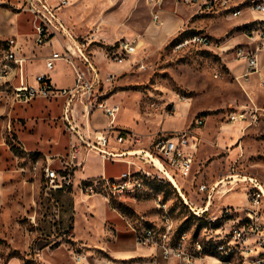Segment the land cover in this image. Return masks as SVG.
<instances>
[{
    "label": "rangeland",
    "instance_id": "rangeland-1",
    "mask_svg": "<svg viewBox=\"0 0 264 264\" xmlns=\"http://www.w3.org/2000/svg\"><path fill=\"white\" fill-rule=\"evenodd\" d=\"M68 1L63 9L64 19L82 42H88L89 50L96 55L109 50L110 45L106 44L120 40L140 43L138 52L124 64H115L109 71V65L101 63L103 75L110 73L116 76L110 90L115 102L121 105L115 128L134 131L142 136L140 145L130 148L127 144L121 145L126 147L124 150L137 151L144 148L154 153L158 140L175 132L192 133L198 143L193 171L188 179L179 178V181L196 210L205 207L208 194L199 191L201 185L211 188L219 181L230 182V176H251L264 181L263 81H259L261 89L247 87L248 83L245 84L236 71L237 68L241 72L243 64L237 63L232 53L218 51L217 46H214V50L193 44L178 48L181 40L195 34L209 35L219 45L231 48L242 37L239 22L248 19V16L233 18L223 11L220 4L214 6V11H208L205 3L209 0H197L191 4L182 0L178 16L185 17L184 25L173 35L163 38L161 30L165 21H162V25L156 24L144 0ZM252 17L249 14V19ZM31 24V15L22 13V29L33 32ZM94 39L100 41H92ZM1 48L0 44V51ZM45 50L49 51L48 48ZM43 64L40 63L42 67ZM54 74V81L60 80L65 84L75 78L72 67L64 61L56 63V69L51 75ZM37 102L39 110L17 105L13 115L26 119L42 115L46 101L40 99ZM243 108L260 109L259 122H231L228 119L229 115ZM4 114L2 119L7 120V123L3 133L8 146L15 150V134L8 129L9 117L6 111ZM201 115L207 116V122L204 127L197 128L196 119ZM127 159L136 160V157ZM108 169L118 178L128 167L123 163L109 162ZM150 170L156 173L155 169ZM4 181V189H0V256L6 259L17 254L14 248L24 242L27 220L23 217L12 218V213L18 211L17 203L23 197L20 175L7 173ZM245 186H236L235 192L244 193ZM235 192L231 198L235 197ZM219 196L214 194L210 211L205 214L203 221L198 219L170 181L151 182L139 192L113 196L109 207L127 216L137 232L154 228L159 235L170 227L172 245H176L179 234L186 232L190 237L188 249L194 254V246L197 243L205 245L209 233L228 232L238 223L237 219L228 222L221 219L224 208L219 206ZM223 202H228V199ZM166 214L168 220L164 219ZM215 218H218L216 223H209L208 220ZM222 224L224 226L220 229ZM63 239L68 240L69 237ZM202 257L204 260H215Z\"/></svg>",
    "mask_w": 264,
    "mask_h": 264
},
{
    "label": "built area",
    "instance_id": "built-area-1",
    "mask_svg": "<svg viewBox=\"0 0 264 264\" xmlns=\"http://www.w3.org/2000/svg\"><path fill=\"white\" fill-rule=\"evenodd\" d=\"M52 5L50 0H24L23 6H15L17 11L29 13L32 16L35 48H51V53L42 57L45 61L46 72L36 76L37 87L27 82L29 58L23 50V44L13 37L4 43L0 55V102L10 108L14 105H27L36 99L49 102L63 99L65 101L63 120L66 131L76 137L70 143L67 158H60L62 168L52 169L45 165L42 169L43 183L41 193L49 199L53 209L52 224L60 228V235L66 237L68 229L60 227L61 204L53 197L54 192L69 193L74 187V174L84 165V153L95 152L106 160L124 161L128 170L118 178H102L98 182H84L80 184L83 195L101 196L108 204L113 196L133 194L145 189L151 182L164 183L170 181L183 198L184 202L199 218L207 213L200 212L212 205L214 194L225 196L235 191L236 186L244 184L246 204L243 207H224L221 219L228 222L237 219L238 223L228 232L217 233L212 231L207 235L206 244L197 243L195 253L188 249L190 237L186 232L178 235L176 245H172L170 237L171 228L158 235L154 228H146L137 233V243L140 246H154L158 249L164 260H176L179 264H195L198 260L214 258L219 264H264V181L256 177H235L230 182L219 181L211 188L201 185V193L208 192L205 207L196 210L192 202L187 199L183 190L175 186L171 178L177 182L179 178L188 179L193 171L197 141L192 133L175 132L170 136L157 141L156 151L150 154L158 161L155 162L139 154H130V149L122 152L109 151L111 141L119 145L127 144L128 148L140 145L142 136L132 131H123L115 128V121L121 106L110 102V90L116 80L114 74L102 75L91 61L87 49L88 42H82L60 20L59 11L68 5V0H56ZM151 8L153 21L162 25L161 11L170 0H144ZM182 2V0H174ZM197 0H185L187 4ZM220 4L222 9L233 18L241 17L246 10L252 14L264 13V0H209L205 3L208 11H214V6ZM239 29L247 38L244 44L225 48L209 35L195 34L190 38L181 40L178 48L193 44L214 50L219 47L221 53H232L236 62L244 63L241 79H249L260 71L259 53L264 47V20L251 21L239 25ZM92 41H100L94 39ZM140 43L122 40L111 52V59L117 64H124L127 59L136 54ZM58 61L68 63L75 74V85L72 88L59 89L52 81V73ZM218 77V75H216ZM260 109L243 108L228 116L231 122H250L257 124L260 119ZM95 112H100L108 120V126L99 130L90 126V120ZM81 121V122H80ZM79 122V123H78ZM207 116L201 115L196 119V127H204ZM10 130V127H8ZM146 151L140 149L137 151ZM148 152V151H147ZM136 157V160L127 159ZM142 164V165H141ZM149 166V168H146ZM150 169H155L153 173ZM227 190H221L227 186ZM220 187V189H219ZM164 207V206H163ZM165 209V208H163ZM196 210V211H195ZM164 219L168 220L167 214ZM216 223L218 218L208 220ZM224 226L221 225L220 229ZM83 258L76 257L77 264Z\"/></svg>",
    "mask_w": 264,
    "mask_h": 264
},
{
    "label": "crops",
    "instance_id": "crops-1",
    "mask_svg": "<svg viewBox=\"0 0 264 264\" xmlns=\"http://www.w3.org/2000/svg\"><path fill=\"white\" fill-rule=\"evenodd\" d=\"M50 3L56 5L57 1L50 0ZM24 4V0H0L1 51L4 43L10 38L15 37L22 42L24 53L29 58H35L28 62L27 82L30 86L37 87L36 76L46 72V68L44 69L45 61L42 57L48 56L52 50L48 48L49 51L46 52V48H35L34 31L26 32L22 29L20 16L26 12L17 11L15 6H23ZM180 4L181 2L170 0L166 4V6L170 7L165 6L161 11V19L165 21L161 30L163 38L173 35L181 25H184L185 17L183 15L182 17L178 16ZM146 5L151 15L150 6L147 3ZM64 8L59 11V18L79 38L78 34L74 32L64 19ZM249 14L253 15L250 19ZM243 15L248 16V19L239 22L238 25L264 20V13L257 16L246 10ZM238 40L239 42L234 43V46L247 42V38L243 33L241 39ZM120 41L106 44L110 45L109 50L98 55L90 51L88 46L87 53L102 75V62L109 65V71L112 66L118 65L112 61L111 52ZM44 51L46 54H44ZM41 62H44L43 67L40 65ZM259 62V73L254 74L249 81L243 80L245 84L248 83L247 87L250 89H261L259 81H263L262 85H264V47L260 50ZM242 64L241 72H238L239 70L236 68L237 73L240 75L244 68V63ZM58 73L56 74L59 76ZM54 76L55 74L52 76L53 84L59 89L72 88L75 85V78L71 83L65 84L60 80L54 81ZM260 78L263 80H260ZM110 97V102L116 103L114 95ZM38 100L40 98L22 106L39 110ZM45 101V108L41 111L42 115L32 119L14 116L13 110L17 105L10 108L0 102V189H4V178L7 173H18L20 175L23 182V197L21 202L17 203L18 211L12 213V218L23 217L27 220L24 227L25 240L21 246L17 244V248H14L18 253L6 259L0 256V264H77V256L83 258L81 264H179L176 260H164L154 246H140L137 243L138 232L130 219L109 207L110 204L104 198L101 196L89 197L81 193V183L98 182L102 178H115L109 172V162L126 164L122 160H106L95 152L83 154L84 165L75 171L74 187L71 192L53 193V197L61 204L60 227L62 229L69 228V233L66 236L69 239H63L62 235H60V228L55 230L56 227L51 222L53 209L50 201L44 195H40L43 183L42 169L49 164L52 169L60 170L62 168L60 158H67L70 143L75 141L76 137L65 129L66 124L63 120L65 101L63 99L54 102ZM5 111L9 117L10 132L13 131L15 134V139H13L17 145L15 150L8 146L7 139L3 133L7 123V120L4 121L2 119ZM52 113L53 117H51ZM117 120L116 118L115 123H117ZM108 123L109 120L100 112H95L90 120V126L99 130L105 129ZM120 146L114 141L112 145L110 144L109 151H124L126 147L121 146V148ZM178 183L184 193L183 185L179 179ZM234 192L231 191L223 197L222 195L219 196V206L221 208L228 206L243 207L246 204L245 193L238 194V192H235V197L231 198V194ZM184 194L188 197L186 192ZM226 198L228 202L224 203L223 201ZM3 200L4 198L1 201ZM210 208L211 206L206 212H209ZM14 245L13 247H15ZM196 264L219 263L216 260L209 259L197 261Z\"/></svg>",
    "mask_w": 264,
    "mask_h": 264
},
{
    "label": "bare ground",
    "instance_id": "bare-ground-1",
    "mask_svg": "<svg viewBox=\"0 0 264 264\" xmlns=\"http://www.w3.org/2000/svg\"><path fill=\"white\" fill-rule=\"evenodd\" d=\"M130 154H139V155H143L145 156L146 158L150 159L151 162H155L157 164V166L161 167L160 164L158 163V161L149 153V152H146V151H133L131 152ZM236 176H230L229 179H233L235 178ZM172 182L175 184V186L179 187L180 188V185L179 183L174 179V178H171ZM181 189V188H180ZM207 209L203 208V210H199L200 212H203V211H206Z\"/></svg>",
    "mask_w": 264,
    "mask_h": 264
},
{
    "label": "trees",
    "instance_id": "trees-1",
    "mask_svg": "<svg viewBox=\"0 0 264 264\" xmlns=\"http://www.w3.org/2000/svg\"><path fill=\"white\" fill-rule=\"evenodd\" d=\"M200 221H203L205 219V217H202V218H198Z\"/></svg>",
    "mask_w": 264,
    "mask_h": 264
}]
</instances>
